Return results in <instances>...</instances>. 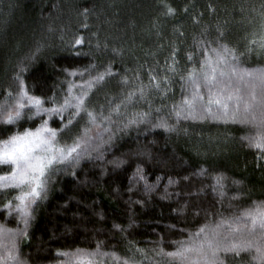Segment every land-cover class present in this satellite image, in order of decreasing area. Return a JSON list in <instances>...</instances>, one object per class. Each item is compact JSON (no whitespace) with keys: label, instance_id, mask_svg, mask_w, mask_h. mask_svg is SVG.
I'll return each mask as SVG.
<instances>
[{"label":"trees","instance_id":"1","mask_svg":"<svg viewBox=\"0 0 264 264\" xmlns=\"http://www.w3.org/2000/svg\"><path fill=\"white\" fill-rule=\"evenodd\" d=\"M262 43L264 0H0V119L22 88L45 108L86 91L95 116L74 107L34 115L25 97L22 118L0 123V139L47 120L57 147L81 141L78 159L74 152L49 172L27 226L14 207L19 190L0 189V264H12L13 242L24 264H176L167 253L197 246L201 228L222 247H264L245 217L264 205V148L254 145L264 135V86L246 78L241 95L254 88L256 105L245 113L243 101L238 111L230 104L225 114L207 111L202 80L221 46L235 50L239 67L264 69ZM193 70L205 100L189 110ZM218 256L264 264L255 249Z\"/></svg>","mask_w":264,"mask_h":264},{"label":"snow or ice","instance_id":"2","mask_svg":"<svg viewBox=\"0 0 264 264\" xmlns=\"http://www.w3.org/2000/svg\"><path fill=\"white\" fill-rule=\"evenodd\" d=\"M172 12H174V9L169 7L168 13L171 14ZM76 43H82V40L77 39ZM260 47L264 48V43ZM221 48L222 51L211 50L215 54V59L213 57H206L205 59V63L209 65V70L202 73V80L204 87L207 89V111L211 112L212 105H216L227 114L230 104L238 111L241 101H243L244 111L248 113L257 103L256 93L254 88H252L247 93L248 99H245L241 95L239 85L241 83L247 85L248 80L246 78H253L264 86V69L241 68L233 62L236 60L235 50H229L224 46H221ZM225 68H227V71H225ZM107 74H110V72L106 71L99 74L93 80L96 82L103 81ZM181 78L183 79V77ZM152 79L155 80V77ZM188 79L193 84L195 91L191 99L185 98L182 107L191 110L195 108L197 102H204L205 97L199 92L200 84L197 81L195 70L188 74ZM234 79L236 86H233ZM88 86L91 88L93 86L92 82H89ZM248 86L252 87L251 85ZM156 87H159V84ZM87 95L88 93L84 91L81 95L71 98L66 97L59 107L45 108L41 98L29 96L27 91L22 88L21 98L17 100L15 110H9L0 119V123L15 124L22 118L23 109L25 108V104L22 101L25 97L28 104L35 108L34 115L45 112L51 116L74 107L76 110L73 113L74 115H79L83 111L87 113L90 119L95 120L94 114L88 111L86 107ZM259 106L264 109V88H262V99L259 101ZM114 110L118 111V106ZM29 119H31V116ZM71 122V120H68L69 124ZM241 122L245 121L242 120ZM261 127H264V120L261 121ZM56 138L57 130L50 128L47 120H45L35 130L24 129L22 132L13 133L6 139H0V165L10 166L9 172L0 174V189L12 188L19 190V195L15 197L18 203L14 207L24 220L25 226H27L28 217L31 214V206L46 191L49 172L57 163H62L72 157V153L76 152V156L72 157L73 160L78 159L80 155L76 151L80 147L81 141L79 139L71 146L57 147ZM254 145L257 148H264V135H258L254 140ZM140 179H144V177L141 176ZM6 207L9 209L13 208L11 201ZM245 217L247 218L246 225H250L249 231L255 232L259 229L261 234L264 235V205H257L255 209L247 211ZM217 227H220V225H217ZM230 227L233 232L240 231L238 226L230 225ZM4 231L6 229L0 226V234ZM201 233H204L205 240L200 241L197 246L181 245L176 251L167 253V255L176 264H200L201 259L204 260L205 264H218V261L219 264H223V261H220L218 256L221 251L233 252L239 256L242 251L255 249L258 257L264 260V247L255 245L251 241L232 243L222 247L212 239H207V233L204 228H201L196 235L199 236ZM25 234L23 231L20 232V235ZM12 248L13 251L8 253L9 260L12 261V264H24L19 257V249L15 242H13ZM64 255L69 254L64 253ZM89 255L95 256L97 253ZM253 258L255 259L256 257ZM88 264H96V262L90 260ZM124 264H129V261H125Z\"/></svg>","mask_w":264,"mask_h":264}]
</instances>
